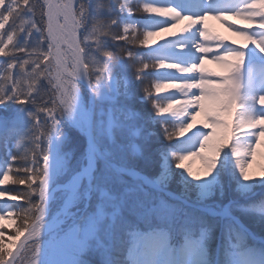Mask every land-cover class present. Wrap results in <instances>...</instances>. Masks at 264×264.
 Masks as SVG:
<instances>
[{
    "label": "snow or ice",
    "instance_id": "6c2138e0",
    "mask_svg": "<svg viewBox=\"0 0 264 264\" xmlns=\"http://www.w3.org/2000/svg\"><path fill=\"white\" fill-rule=\"evenodd\" d=\"M0 57V264H264V0H0Z\"/></svg>",
    "mask_w": 264,
    "mask_h": 264
},
{
    "label": "rangeland",
    "instance_id": "374dc122",
    "mask_svg": "<svg viewBox=\"0 0 264 264\" xmlns=\"http://www.w3.org/2000/svg\"><path fill=\"white\" fill-rule=\"evenodd\" d=\"M137 17L139 18L142 14L141 13H137L136 14ZM208 24H209V27L213 30V31H216V32H219L221 35L223 36H226L229 38V42L231 40H236L237 41V45L243 43V40L241 37L239 36H236L233 34L232 31H229L227 29V27H225L221 22L219 21H216V20H212L210 19L208 21ZM242 24L241 21H237V26L239 27L240 25ZM123 43V42H121ZM135 51H142L143 49L137 47L136 49H134ZM3 58L0 57V60H2ZM206 66L210 69H212L213 71H220V67L214 63H206ZM152 77H148L147 80L148 81H151ZM133 85H139V87L141 88V90L139 89V91H137L136 93V100H135V103L138 107L140 108H143L144 110L148 111V112H151V105L150 103H143L140 101V96L142 95V89H143V85H141L140 83L138 82H135L134 78H133ZM161 95H164L163 93ZM0 115H4V113H0ZM201 120V117H197V121L199 122ZM197 127H202V125L200 123H197ZM194 131V129H193ZM175 139V138H174ZM3 151V150H2ZM257 163H264V161H261L260 158L258 157L257 158V161L253 162L252 165H250V172H253V171H256L258 170L257 169ZM192 167H193V170L196 171L197 169H199L200 167V162L198 159H193L192 161ZM262 191L261 189H257V192H260ZM4 199H7V198H4ZM11 203H19V202H11ZM15 218V217H14ZM5 224H7V219L5 220ZM6 232L7 234H14L12 233L11 229H6ZM257 233L259 234V230L257 229Z\"/></svg>",
    "mask_w": 264,
    "mask_h": 264
},
{
    "label": "trees",
    "instance_id": "16d2710c",
    "mask_svg": "<svg viewBox=\"0 0 264 264\" xmlns=\"http://www.w3.org/2000/svg\"><path fill=\"white\" fill-rule=\"evenodd\" d=\"M93 2H95V0H93ZM139 89L141 90V88L139 87V85H133V91H134V93H135V96H136L137 91H139ZM135 100H136V99H135ZM14 150H15V149H13V151H14ZM0 154L3 155V151H2V149H0ZM6 187H8V188H10V189H13V188L22 187V186H15V185H11V184H9V185H7ZM19 203H21V202H19Z\"/></svg>",
    "mask_w": 264,
    "mask_h": 264
}]
</instances>
